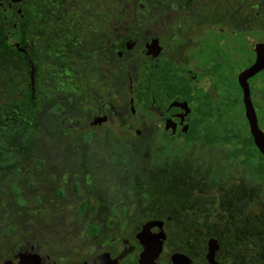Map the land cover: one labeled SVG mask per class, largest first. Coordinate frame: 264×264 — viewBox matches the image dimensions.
<instances>
[{
  "label": "flooded vegetation",
  "instance_id": "obj_1",
  "mask_svg": "<svg viewBox=\"0 0 264 264\" xmlns=\"http://www.w3.org/2000/svg\"><path fill=\"white\" fill-rule=\"evenodd\" d=\"M22 1L24 19L13 36L0 6L4 43L30 73L24 104L6 110L1 125L0 264H209L210 255L212 264H245L246 246L234 244L231 230V245L215 231L187 241L174 236L167 217L121 205L115 194L106 198L104 159L91 162L81 149L139 107L157 145L205 142L217 135V123L251 135L239 76L264 44V0H114L107 10L101 0L94 14L89 0H53V77L32 59L35 0ZM64 3L71 12L62 13ZM262 72L249 79L261 129L253 81ZM52 100L48 155L28 139ZM237 105L240 127L224 118ZM126 121L128 133L142 135Z\"/></svg>",
  "mask_w": 264,
  "mask_h": 264
},
{
  "label": "rangeland",
  "instance_id": "obj_2",
  "mask_svg": "<svg viewBox=\"0 0 264 264\" xmlns=\"http://www.w3.org/2000/svg\"><path fill=\"white\" fill-rule=\"evenodd\" d=\"M89 1V11L94 14L101 0ZM104 1L106 10L108 4H115L114 0ZM63 7L62 13L71 12V3ZM31 11L35 16L29 33L36 40L32 59L42 64L46 77H53V0H35ZM2 28L0 14V148L4 114L10 108L22 107V93L30 76L20 55L6 47ZM253 82L259 83L256 102L264 112V72ZM48 103L37 118L40 129L28 141L45 147L49 155L53 147V100ZM234 111L230 118H224L240 127L243 108L237 105ZM260 117L264 130V113ZM128 119L141 130V136L127 132ZM217 124L218 132H223L225 124ZM152 129L150 117L139 107L135 116H123L106 125L81 149L91 162L104 159L101 172L105 174L106 198L115 194L114 198L122 200L121 205H134L154 216L167 217L174 236L187 241L197 242L215 231L231 245L233 242L226 238L231 230L234 244L246 246L245 264H264V177L249 170L242 156L233 157L238 143L180 140L157 145L152 141ZM211 221L221 224L212 228L207 225Z\"/></svg>",
  "mask_w": 264,
  "mask_h": 264
},
{
  "label": "water",
  "instance_id": "obj_3",
  "mask_svg": "<svg viewBox=\"0 0 264 264\" xmlns=\"http://www.w3.org/2000/svg\"><path fill=\"white\" fill-rule=\"evenodd\" d=\"M23 5L22 0H0V6L5 11L6 21H7V31L9 36H13L18 32V25L21 23L24 19L21 8ZM257 53V59L255 64H253L251 67L243 71L239 76V83L243 90L244 94V103L246 106V117L249 121V127L251 135L254 139V143L258 150L262 153L264 157V130H262L259 127L258 123V117L256 114V110L251 98V89L249 84V79L255 77L258 73L264 71V44L258 46L255 49ZM173 135V132L171 133ZM169 135L170 137H175L179 134H174L173 136ZM157 223H151L148 225L147 228H150ZM160 246L152 255V253H149L146 257L149 258L150 261H152L159 253ZM209 264H212L213 257L212 255L208 258Z\"/></svg>",
  "mask_w": 264,
  "mask_h": 264
},
{
  "label": "trees",
  "instance_id": "obj_4",
  "mask_svg": "<svg viewBox=\"0 0 264 264\" xmlns=\"http://www.w3.org/2000/svg\"><path fill=\"white\" fill-rule=\"evenodd\" d=\"M198 139V138H192ZM203 141L207 143H213L214 141H223L225 143L229 142H236L240 145L239 147H236V149L233 152V157H243L245 159L244 165L249 168V170L253 171L256 174H259L260 176L264 177V157L262 153L256 148V145H254V141L252 136L249 134L246 136L242 132H237L235 130L232 131H223L218 132L217 135L213 138L208 134L206 138H201ZM258 157V162L254 164V157Z\"/></svg>",
  "mask_w": 264,
  "mask_h": 264
}]
</instances>
